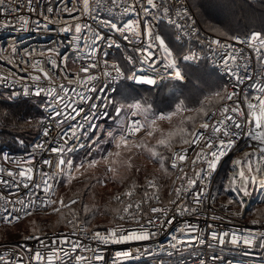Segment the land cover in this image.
Listing matches in <instances>:
<instances>
[{
    "label": "built area",
    "instance_id": "obj_1",
    "mask_svg": "<svg viewBox=\"0 0 264 264\" xmlns=\"http://www.w3.org/2000/svg\"><path fill=\"white\" fill-rule=\"evenodd\" d=\"M76 0H32V11H29L28 0H3V4H0V8H10L15 9L11 15L7 16L8 19H13L14 17L24 16L29 19V24L26 28H21L19 21H14L11 25L5 27H0V49H3L4 60H0V76L7 77L10 75V70L15 73V83L12 80L7 82L0 80V93H6L11 100L18 99H35L41 101L40 111L42 119H44L45 124L48 123L49 119L45 105L48 102V97L45 94L39 96L34 95L36 91L37 82L32 81L30 78L20 80L21 76L27 77L28 72L32 69L27 65L19 64V59L24 56L25 52L31 53L30 56H24L25 60H41L44 61L45 67H50L46 63L49 53L47 49L56 48L60 53L59 56H53L57 60L58 68L56 71L62 73L66 71L68 75L75 77L81 66L86 65L89 61L79 60L75 61V52L71 46L72 43V32L61 33L58 31L60 25L49 24L48 30H44L41 26L39 29L36 27V21L39 20L41 25L44 23L43 16L48 15L53 19L57 16H61L65 19H70L69 14L62 11V8L66 5L68 7L72 6ZM119 3L120 0H117ZM125 4L132 3L133 0H123ZM158 5H167L170 9L169 16L162 15V7L159 9H153L150 15L145 18L142 11L139 15L136 13H128L121 17L122 9L116 8L114 11H108L107 8H97L93 12L92 17L85 15L82 17L83 22H87L91 27L102 33L104 40L98 42L99 47L96 52V59L100 63V67L97 69L90 70L92 73L97 75V80L93 81L91 85H78V84H68L67 79L58 78L57 83H64L70 88H75V93H70L74 101L73 107H79L82 109L80 114L75 117L74 120H69L66 123H62L58 128L55 125V121H52V130H50V135L44 137L42 134L41 126L38 129L36 136L33 141L26 147L22 148H8L3 146L0 148V168L11 169L13 171H18V166L14 161L26 160L30 155L36 156V161H34V181H40V169L43 168L45 171H49L48 166L43 165L41 162L44 159H52L54 162L58 158L57 153L50 152L51 147L60 148H72L71 153L65 151L66 158L73 159V156L79 151L83 150L89 143L91 135H93L101 126L105 118L108 116L110 109L113 105L114 98L118 87L124 81L129 82L135 87H145V88H155L159 85H163L168 82H179L183 79H178L175 72L179 70V63H185L189 66H199L201 64L207 65L210 69L214 70L220 80L222 81L223 91L222 97L219 104L211 108L206 113L211 115L212 111H217L216 117L213 119H219V109L222 105L226 104L229 109L234 105V101L239 100L241 102V107L243 111L247 112L246 103H243L244 96L248 95L249 99L255 103L253 99L256 95H259L253 85L261 83L264 84V57H257L254 49L249 48L246 44L238 43L232 37H220L207 30H205L195 14L189 0H154ZM90 3L95 7V0H90ZM105 5L110 6L112 0H104ZM52 6L53 13H48L47 8ZM139 8V5H134ZM146 6V0H145ZM77 7H82V0L77 5ZM56 8H60L61 12L57 13ZM176 12L180 15L177 16ZM73 13L72 15H76ZM6 14L0 11V21L5 19ZM169 17L172 22H169ZM128 19H136L140 21V35L132 36L128 32L123 34L112 30L110 27L104 26V21L113 20L119 21L120 26L127 22ZM193 22H195L193 24ZM151 24L152 36L151 38L146 33V25ZM181 24L184 27L182 29L177 28L176 24ZM162 26L172 33L174 39L183 48V52L180 58L176 61L175 66H167L169 64V59L174 60L172 57L168 58L166 53L159 47V41L155 40L157 35V27ZM195 27L197 32L187 35L191 29ZM240 36L242 39L250 36ZM125 36L130 37L125 39ZM264 36V35H262ZM179 37V38H178ZM211 39H220L222 43L232 45L233 47L228 49H221L217 45L209 46ZM112 40L115 43L109 47L108 41ZM116 45H119L117 47ZM15 46L18 51V55L15 56L16 66L8 64L7 57L11 54V47ZM242 50L243 56L247 57V68L243 67L245 61L242 58H238L237 62L234 64L229 61L228 67L223 64L222 57L226 55V52H232L233 50ZM148 51L152 55L148 56ZM44 52V56L41 57L40 53ZM107 53V56L104 54ZM185 55H194L195 59L185 61L183 57ZM120 57L122 63L116 59ZM64 57H68V60H64ZM132 59L129 60L128 58ZM104 60H108L109 66L108 71L111 73L110 76L104 77L102 70L104 69ZM116 61L121 68V74H117L111 67L112 62ZM237 64L241 67L237 68ZM27 67V72H22L20 69ZM228 68L233 71H238L240 76L243 78V83H238L235 76H233ZM83 76L84 73H79ZM143 75L147 77L154 78L156 83L154 85H148L146 83H137L135 80L129 79L130 76ZM184 78V77H183ZM41 86H46L47 82L43 79L39 82ZM27 85L29 88V94L24 95V86ZM90 87H94L95 90L89 91ZM12 92H16L15 97L11 96ZM226 92H235L236 95L233 96L232 100H226ZM83 93L89 98L86 100H81L78 98V94ZM95 105V108L92 106ZM230 114V113H229ZM205 116V115H204ZM94 117V118H93ZM239 118V117H238ZM206 117H203L202 123ZM242 119V118H241ZM210 124L211 120L208 121ZM91 123L94 128H89L88 125ZM231 123V122H229ZM83 124V129H77V132L81 131L87 132V136L79 135L78 139H74L69 131V125ZM247 123L244 124L245 131L247 130ZM254 127V124H253ZM235 130V126H232ZM195 131L205 133V140L207 139V134L211 132V128L204 130L198 127ZM59 134V135H58ZM66 136V141H65ZM193 139L192 135L189 140ZM237 143L234 145L232 150H229L224 157L221 158L218 163V167L215 171H211L207 168V163L202 160H197V153L201 152V147L198 144H182L175 146L171 149L167 161V168L170 174L169 183L166 191V200H164L159 193L158 184L154 180H147L137 187L125 190L118 194L120 196L123 204L116 201L115 203L119 208L125 206L129 201L133 204L137 201H145L142 203V209L144 210L145 219L149 216L159 215L151 213L150 208L155 207H168L172 209L168 217L165 219H170L175 216L172 220L171 225H165L159 234L147 242H141V253L137 256L135 252L136 246L134 245H121V244H110V245H100L102 249V254L105 258L104 261H97L96 264H112L113 260H116V264H264V249L258 246L260 240V233L264 232V218H259L251 216L255 206L264 201V186L261 183V176H264V162H258L257 158H253L251 162V167L253 169L252 174H257L256 169L259 167L260 171L258 173V179L255 184L249 183V195L244 196L243 193L233 192L229 184V179L232 177L234 172H238V168L234 167L233 161L235 159H241L242 166L246 174L248 173V166L245 163V158L243 153L245 151L251 152L253 147L256 145V141H251L250 138L246 136H240L234 138ZM45 143L43 149H36L34 151V145L37 143ZM204 141H201V144ZM251 145L252 147H250ZM205 153L208 149H203ZM9 155V160H4V154ZM174 153H182L186 155L184 161L177 160V166L172 167V160L174 158ZM207 157L205 158V160ZM195 160V164L192 161ZM183 169V171H181ZM55 171V169H53ZM202 171V178L195 177V172ZM186 174V175H185ZM178 176L185 177L184 179H177ZM0 177L6 180H10L7 173H0ZM63 177L57 176L56 181L53 184V194L49 197L54 200V196L57 187ZM187 178L197 179V184L188 188L186 193L187 200L186 203L189 206L192 205V197L196 192H201V204L198 207L199 215L186 213L183 216L175 212V206L170 205L169 201L176 198L175 188L188 187L186 184ZM152 182L155 187H148L149 182ZM18 187H13L12 184L5 185L0 183V195L7 196L9 200H16L18 197L27 199L28 193L32 190L31 185L28 189H25L22 184L17 181ZM236 187H239V181H237ZM227 188V191L225 190ZM131 190L133 195L131 197L124 196V193ZM147 193L148 196L145 198L144 194ZM45 197L41 194L40 199ZM229 199L232 203L229 204ZM3 201L0 200V205H3ZM70 203H67L69 205ZM10 206V205H9ZM52 205H43L37 202L36 207L33 209L30 215L21 216L19 220L8 221L3 219V214L0 213V229L6 226H13L17 223L36 215L39 212L46 211L51 208ZM214 217V218H213ZM107 227H113L117 223L123 224L128 227L130 222L119 221ZM185 221L189 223L196 224L203 235L205 243L203 245L192 242V245H188L181 248L177 245L176 248L171 249L172 254L169 256L167 253H159L158 251L153 252V254L147 255L143 252V248L157 249V246L163 243L167 247V241L170 238L172 231L180 227ZM143 222V221H142ZM106 228V229H107ZM106 229H90L89 235L92 231L99 230L102 233ZM74 229L69 228H58L53 230H47L43 232H34L22 237L15 238L11 242L0 243V256H3L4 261H0V264H17V260L23 261V264H37L35 260L31 257L34 255V251L40 248L42 252L46 255V249L37 243L35 238L27 239V237L39 236L45 239V243L51 245L50 240L47 238H58L67 236L68 241L79 240L82 244L91 247L95 250L98 245L96 241L86 238L84 235L77 233L73 236L72 232ZM217 232V239H212L211 232ZM251 231L257 237V246L249 248L245 245L233 246L230 244V235L225 238V244H219V235L221 233L231 232L246 233ZM177 235H181L177 233ZM195 235V234H193ZM57 246H59L57 244ZM63 247H68V242L63 245ZM131 247L133 249V257L129 260H119L115 257V251L120 249H125ZM248 253V254H245ZM79 254V250L78 253ZM85 256L91 257V252H84ZM75 254L68 261H57L55 264H76Z\"/></svg>",
    "mask_w": 264,
    "mask_h": 264
},
{
    "label": "snow or ice",
    "instance_id": "obj_2",
    "mask_svg": "<svg viewBox=\"0 0 264 264\" xmlns=\"http://www.w3.org/2000/svg\"><path fill=\"white\" fill-rule=\"evenodd\" d=\"M80 3V0H76L75 3H72L71 7L64 6L62 8L63 12L69 14L70 19H65L61 16H57V18L53 19L48 15H44V23L41 25L40 21L37 20L36 27L39 29L41 26L44 30H48L49 24H58L60 27L58 31L61 33L72 32V43L71 46L75 52V61H79L81 59L89 61L86 65L81 66L78 70V73L75 77L68 75L66 71L62 73H58L56 69L58 68L57 60L53 58V56H59L60 53L56 48H49L47 52L49 53L48 59L46 63L50 65V67H45L44 61L41 60H25L24 56H30L31 53L25 52L24 56H21L19 59V64L27 65L32 69L31 72H28L27 77L21 76L20 80H24L26 78H30L32 81L37 82L36 91L34 95L39 96L42 93L48 97V102L45 105L49 119L48 123L45 124L44 119L38 120L36 123L41 126L42 134L44 137H48L50 135V130H52V121H55V125L58 128L62 123H66L69 120H74L76 116L80 114L82 111L81 108L73 107L74 101L70 93H75V88H70L66 86L64 83H57L58 78L67 79L68 84H78V85H91L93 81L97 80V75L92 73L90 70L97 69L100 67L99 61L96 59V52L99 47L98 42L104 40V37L101 32L94 30L91 25L87 22L82 21V17L87 15L88 17H92L93 12L96 11L97 8H107L108 11H114L116 8L122 9L121 17L128 13H136L139 15V12L142 11L145 18L150 15L151 10L159 9L162 7V15L169 16L170 9L167 5H158L154 0H133L132 3L125 4L123 0H120L118 3L117 0H112V4L110 6L105 5L104 0H95V7L90 3V0H82V7H77ZM0 4H3V0H0ZM139 5L137 8L134 5ZM32 0H28L29 11H32ZM15 9L10 8H0V11L6 14L5 19L0 21V27H5L7 25H11L14 21H19L21 28H26L29 24V19L24 16L14 17L13 19H8L7 16L11 15V13ZM54 9L52 6L47 8L48 13H53ZM55 11L57 13L61 12L60 8H56ZM73 13H77L76 15H72ZM176 15L179 16L180 13L176 12ZM169 22H172L169 17ZM104 26L110 27L112 30L123 34L124 32L130 33L132 36L140 35V21L136 19H128L126 23L120 26V22L107 20L104 21ZM195 22H193L194 24ZM177 28L182 29L184 26L181 24H176ZM146 33L151 38V24L146 25ZM197 32V29L193 27L187 35H191L192 33ZM130 37L125 36V39H129ZM179 38V37H178ZM232 39L236 40L238 43L246 44L249 48L255 50L257 57H264V36L260 32H253L250 36L241 38L240 36H234ZM155 40L159 41V47L166 53L168 58L172 57V52L166 46L165 40L160 36L156 35ZM115 42L112 40L108 41L109 47H111ZM217 45L221 49H228L233 47L232 45L224 44L220 39H211L209 42V46ZM119 47V45H116ZM4 50L0 49V60H4L5 56L3 55ZM18 55L17 48L15 46L11 47V54L7 57L8 64L16 66L15 56ZM107 56V53L104 54ZM152 53L148 51V56L150 57ZM40 56H44V52L40 53ZM238 58L244 59L245 63L243 67L247 68V57L243 56L242 50H233L232 52H226V55L222 57L223 64L225 67H228L229 61L232 63H236ZM65 61L68 60V57L63 58ZM129 60L132 58L129 57ZM185 61H189L195 59L194 55H185L183 57ZM104 69L102 70V74L104 77H108L111 73L108 71L109 62L108 60H104ZM167 66H175V60L169 59V64ZM112 69L119 75L121 74V68L118 63L114 60L111 65ZM241 67V65L237 64V68ZM22 72H27V67L20 69ZM228 71L235 76L238 83H243V78L240 76L238 71H233L231 68H228ZM79 73H84L85 75L81 76ZM175 75L178 79H183L182 74L177 70ZM12 80L13 84L15 81V73L10 70V75L7 77L0 76V80L7 82L8 80ZM47 82L46 86H41L39 82L41 80ZM129 79L135 80L137 83H146L148 85H154L156 80L151 77L136 75L130 76ZM253 88L260 93L253 97L256 101L253 103L248 95L244 96L243 103H246L247 112L243 111L241 107V102L239 100L234 101V105L231 109L224 104L219 109V119H213L217 115V111H212L211 115L206 113L204 117L205 119L202 123L199 124V127L208 130L211 128V132L207 134V139L205 140V133L193 130L190 134L193 139L189 140L185 137L189 135L188 130L185 128H179L174 131H170L167 133L166 137H162L156 141L157 145L165 146L167 148H171V140L176 135H180L181 142L184 144H198L201 147V152L197 153L196 159L202 160L207 163V168L211 171H215L218 167V163L221 158L226 155L229 150H232L234 145L237 143L236 137L246 136L250 138L251 141H256V145L253 147L251 152L245 151L243 156L245 158V163L248 166V173L246 174L244 171V167L242 166L241 159H235L233 161L234 167H237L238 172H234L232 177L229 179V184L231 186V190L237 193H243L244 196L249 195V183L255 184L258 179V173L260 171L259 167L256 169L257 174H252L253 169L251 167L252 159L257 158L258 162H264V84L258 83L253 85ZM95 90L94 87H90L89 91ZM24 95L29 94V88L27 85L24 86ZM17 95L16 92H12L11 96L15 97ZM236 95L235 92H226V100H232L233 96ZM78 98L81 100H86L89 97L84 95L83 93L78 94ZM95 108V105L92 106ZM137 109L140 107L136 106ZM119 114L121 109H116ZM230 113V114H229ZM171 113H168L167 116L164 114H160L159 118H170ZM239 117V118H238ZM94 118V117H93ZM242 118V119H241ZM147 121V117L145 118ZM211 120L210 124L208 121ZM231 122V123H229ZM247 123L248 127L245 131L244 124ZM26 123H31V121H26ZM123 123V121H121ZM156 123L155 119H152L149 124L150 126H154ZM254 124V127H253ZM235 126V130H233L232 126ZM83 124L77 125H69V131L74 139H78L79 135L87 136V132L81 131L77 132V129H83ZM89 128H94L95 126L89 123ZM143 127L139 120L131 121L127 127V134L132 135L136 132L140 131V128ZM59 135V134H58ZM109 136H112L113 133L108 132ZM148 136L152 135V131L147 133ZM66 141V136H65ZM201 141L204 143L201 144ZM22 142V141H21ZM46 142L37 143L34 145V151L36 149H43L45 147ZM98 143V141H96ZM129 144V139L126 135L121 134L118 139H116L115 147L116 149H120L122 146H127ZM142 145H136V147H141ZM252 147L251 145H249ZM208 149V152L205 153L203 149ZM71 153L73 151L72 148H60V147H51L50 152L57 153L58 158L55 162L52 159H44L42 160V164L48 166L49 171H45L43 168L40 169V181H34V169L36 161V156L30 155L26 160H17L14 163L18 166V171H13L11 169L0 168V173H7V176L11 178L10 180L3 179L0 177V183L5 185L12 184L13 187H18L17 181L19 184H22L25 189H28L31 185V191L28 193V198L25 200L23 198H17L16 200H9L7 196L0 195V200L4 203L0 205V213L3 214V219L11 223L12 221L19 220L21 216L30 215L33 209L36 207L37 202L45 206L52 205L57 203V201L50 199L49 197L53 194V184L56 181L57 176L67 177V182H71L74 178L75 173H79L82 168L95 166L98 161L95 158L92 159H82L79 163H75L73 159L66 158L65 151ZM149 151L153 157L158 155L156 148H150ZM89 156L91 153L88 154ZM120 156V152L117 151L115 153L108 152L107 156L103 157L105 162L108 161V157ZM207 159L205 160V158ZM186 159V155L182 153H174V158L172 160V167L175 168L177 166L178 161H184ZM4 160H9V155L7 153L4 154ZM195 164V160L192 161ZM161 168H163V157H161ZM131 167V165H129ZM55 169V171H53ZM109 171H114V169L109 168ZM183 171V169H181ZM186 175V174H185ZM202 171L195 172V177L202 178ZM185 177L178 176L177 179H184ZM262 186H264V176L260 177ZM237 181H239V187H236ZM186 184L188 187L175 188L176 198L169 201L170 205L175 206V212L183 216L186 213L192 214H201L198 211V207L201 204V192L198 191L192 197V205L189 206L185 201L187 200V191L188 188L197 184V179L195 178H187ZM148 187L154 188L155 185L150 181ZM227 191V188H225ZM43 195L45 198L40 199V195ZM133 195L132 191L129 190L124 193V196L131 197ZM145 198H147L148 194H144ZM116 201L120 204H123L120 196L115 197ZM145 201H137L133 204L129 201L122 208H114L112 209L114 219H118L119 221H128L130 222L128 227H125L123 224L117 223L115 226L107 228L105 232H101L99 230L92 231L89 235L88 220H79L73 212L72 219L68 221L69 224L72 225L74 231L72 235L75 236L77 233L84 235L86 238L96 241L98 247L93 250L91 247L86 246L81 243V241L72 240L68 241L67 236H63L57 239L55 238H47L50 240L51 245L45 243V239H42L39 236L35 237H27V239L35 238L37 243L42 245L46 249V255L41 251L40 248H37L34 251V255H32L31 259L35 260L37 264H55L57 261H68L71 259L72 254H75V262L76 264H96L97 261H104L105 258L102 254V249L99 247L100 245H110V244H121V245H134L136 246L135 252L137 256L141 253V242H147L152 238L156 237L162 228L167 224L171 225L172 220L175 219L173 216L170 219H165L168 217L169 212L172 210L168 207H151L150 211L154 214H159L157 216H149L145 219L144 210L142 209V203ZM59 203L64 206V201L61 199ZM70 204H75V200L69 201ZM229 204L232 203V200L229 199ZM10 205V206H9ZM84 212L88 213L90 210L87 205L84 206ZM54 211H58V209H54ZM214 218V217H213ZM143 221V222H142ZM180 233L181 235H177ZM195 234V235H193ZM212 239H217V232H211ZM230 235V244L233 246L245 245L249 248L257 246V237L251 232L248 231L246 233H237L231 232V234L224 232L219 235V244L222 246L225 244V238ZM68 242V247L65 248L63 245ZM186 242L188 245H192V242L203 245L205 243L203 239V235L200 232L198 226L193 223H189L185 221L180 227L175 228L170 234V238L167 241V247L161 243L157 246V249H148L147 247L143 248V252L147 255H152L153 252L158 251L159 253H167V255H171V249L176 248L177 245H180L181 248L186 246ZM57 244L59 246H57ZM258 246L261 249H264V232L260 233V240ZM79 250V254L78 253ZM84 252H91V257L85 256ZM248 254V253H245ZM115 257L119 260H129L133 257V249L131 247L120 249L115 251ZM4 257L0 256V261H4ZM10 264V262H7ZM17 264H23V261L17 260ZM106 264V262H105ZM112 264H116V260H113ZM163 264V262H162Z\"/></svg>",
    "mask_w": 264,
    "mask_h": 264
},
{
    "label": "rangeland",
    "instance_id": "obj_3",
    "mask_svg": "<svg viewBox=\"0 0 264 264\" xmlns=\"http://www.w3.org/2000/svg\"><path fill=\"white\" fill-rule=\"evenodd\" d=\"M253 32L264 35L262 31L247 32L243 29L238 34H226L225 37L245 36ZM156 33L165 40L166 46L172 52V58L177 61L184 50L183 47L174 42V37L168 29L159 26ZM116 59L122 63L120 57L117 56ZM179 67L183 72L182 81L165 83L155 89L130 88L123 82L117 89L108 116L99 129L91 135L88 145L73 156L75 163L85 158H95L98 163L92 167L86 165L79 173H75L70 183L64 176L54 196L57 203L16 225L2 227L0 242H9L33 232L69 228L72 225L68 221L72 219L73 212L79 220H88L90 229H103L113 225L116 221L112 209L118 207L114 197L147 180H154L159 185V192L166 200L165 192L170 178L167 170L168 155L173 147L184 143L181 142L179 134L172 138L170 149L157 145L156 141L179 128L188 130L189 135L185 138L189 139L190 133L198 127L206 112L217 106L221 100L219 89L221 81L214 70L211 71L205 64L189 66L179 63ZM201 73H206L211 79L217 80V93L209 94L202 82L193 76L194 74L199 76ZM137 105L140 106L138 109ZM117 108L121 109L119 114ZM168 113H171L170 118H159L160 114L167 116ZM152 119L156 120L154 126L149 124ZM135 120H139L143 127L139 132L128 135V124ZM110 131L113 133L112 136L108 135ZM149 131H152L151 136L147 135ZM121 134L126 135L129 144L116 149V139ZM136 145L142 146L136 147ZM153 147L158 153L156 157H153L149 151ZM117 151L120 152V156L113 155L105 162L103 157L107 156L108 152ZM161 157H163V168L160 166ZM109 168L114 171H109ZM61 199L64 201V206L59 203ZM71 200H75L76 203L67 205ZM85 205L90 210L88 213L83 210ZM250 215L264 218V201L255 206Z\"/></svg>",
    "mask_w": 264,
    "mask_h": 264
},
{
    "label": "trees",
    "instance_id": "obj_4",
    "mask_svg": "<svg viewBox=\"0 0 264 264\" xmlns=\"http://www.w3.org/2000/svg\"><path fill=\"white\" fill-rule=\"evenodd\" d=\"M189 2L201 26L211 33L225 37L226 34H238L243 29L247 32L251 30L264 32V0H189ZM173 40L181 46L175 39ZM193 76L202 82L209 94L217 93L216 79H211L206 73ZM124 83L130 88L151 89L135 87L127 81ZM221 83L219 89L222 97L223 86ZM0 98V148L3 146L8 148L26 147L33 141L40 127L36 122L42 119L41 101L35 99L10 100L6 93H0ZM26 121H31V123H26Z\"/></svg>",
    "mask_w": 264,
    "mask_h": 264
}]
</instances>
